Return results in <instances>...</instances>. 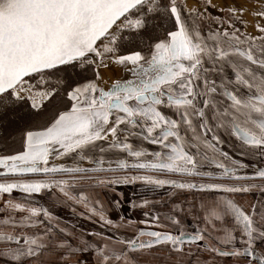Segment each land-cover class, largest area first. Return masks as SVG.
Wrapping results in <instances>:
<instances>
[{
	"label": "snow or ice",
	"instance_id": "6c2138e0",
	"mask_svg": "<svg viewBox=\"0 0 264 264\" xmlns=\"http://www.w3.org/2000/svg\"><path fill=\"white\" fill-rule=\"evenodd\" d=\"M256 3L0 0V264H264Z\"/></svg>",
	"mask_w": 264,
	"mask_h": 264
},
{
	"label": "rangeland",
	"instance_id": "374dc122",
	"mask_svg": "<svg viewBox=\"0 0 264 264\" xmlns=\"http://www.w3.org/2000/svg\"><path fill=\"white\" fill-rule=\"evenodd\" d=\"M215 2H222V0H215ZM244 2L245 0H241V3H244ZM247 3L249 6H258V4L256 3V0H247ZM194 5H196V3ZM246 18L249 21V31H253L252 24H253L254 18L249 14H246Z\"/></svg>",
	"mask_w": 264,
	"mask_h": 264
},
{
	"label": "crops",
	"instance_id": "0c3cea01",
	"mask_svg": "<svg viewBox=\"0 0 264 264\" xmlns=\"http://www.w3.org/2000/svg\"><path fill=\"white\" fill-rule=\"evenodd\" d=\"M122 190L125 191L126 194H130V189H122ZM60 214H61L62 216H65V217L68 216V213H67L66 210H61ZM85 223L87 224V222H85ZM89 226H91V225H89Z\"/></svg>",
	"mask_w": 264,
	"mask_h": 264
},
{
	"label": "bare ground",
	"instance_id": "6f19581e",
	"mask_svg": "<svg viewBox=\"0 0 264 264\" xmlns=\"http://www.w3.org/2000/svg\"><path fill=\"white\" fill-rule=\"evenodd\" d=\"M196 3V0H187V4L189 7L195 6L194 4Z\"/></svg>",
	"mask_w": 264,
	"mask_h": 264
}]
</instances>
